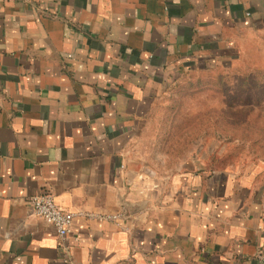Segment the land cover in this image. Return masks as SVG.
Listing matches in <instances>:
<instances>
[{"label":"crops","instance_id":"obj_1","mask_svg":"<svg viewBox=\"0 0 264 264\" xmlns=\"http://www.w3.org/2000/svg\"><path fill=\"white\" fill-rule=\"evenodd\" d=\"M253 29L264 0H0V264H264L260 166L163 175L138 141L170 74ZM42 192L63 239L24 208Z\"/></svg>","mask_w":264,"mask_h":264},{"label":"rangeland","instance_id":"obj_2","mask_svg":"<svg viewBox=\"0 0 264 264\" xmlns=\"http://www.w3.org/2000/svg\"><path fill=\"white\" fill-rule=\"evenodd\" d=\"M242 37L222 59L169 75L138 140L153 170L174 175L204 156L264 159V33Z\"/></svg>","mask_w":264,"mask_h":264},{"label":"built area","instance_id":"obj_3","mask_svg":"<svg viewBox=\"0 0 264 264\" xmlns=\"http://www.w3.org/2000/svg\"><path fill=\"white\" fill-rule=\"evenodd\" d=\"M24 208L28 213L35 214L57 230L61 239L69 232L73 212L57 206L54 197L49 192L31 194L25 199ZM124 212L101 214L100 217L108 220H118Z\"/></svg>","mask_w":264,"mask_h":264},{"label":"trees","instance_id":"obj_4","mask_svg":"<svg viewBox=\"0 0 264 264\" xmlns=\"http://www.w3.org/2000/svg\"><path fill=\"white\" fill-rule=\"evenodd\" d=\"M253 163H249V164H253ZM255 165L260 166L261 170L264 171V159H259L258 162H255Z\"/></svg>","mask_w":264,"mask_h":264}]
</instances>
